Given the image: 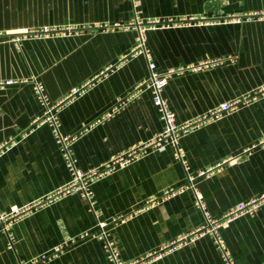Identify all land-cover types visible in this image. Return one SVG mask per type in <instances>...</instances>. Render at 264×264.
Returning a JSON list of instances; mask_svg holds the SVG:
<instances>
[{"label":"crops","instance_id":"1","mask_svg":"<svg viewBox=\"0 0 264 264\" xmlns=\"http://www.w3.org/2000/svg\"><path fill=\"white\" fill-rule=\"evenodd\" d=\"M135 12L166 21L146 30V44L158 71L176 70L162 94L177 122L264 81V0H0V79L13 80L0 86V210L24 208L0 229V264L56 245L29 264H113L101 238L79 236L97 220L124 260L229 264L210 234L179 239L204 222L187 174L213 217L264 192V94L182 132L185 167L172 142L148 143L163 119L140 85L149 70L132 49ZM199 62L207 63L189 67ZM34 80L59 102V132L70 136L77 167L114 163L92 182V207L64 189L70 171L51 125L35 122ZM117 214L124 218L111 222ZM219 232L230 264H264V199Z\"/></svg>","mask_w":264,"mask_h":264},{"label":"built area","instance_id":"2","mask_svg":"<svg viewBox=\"0 0 264 264\" xmlns=\"http://www.w3.org/2000/svg\"><path fill=\"white\" fill-rule=\"evenodd\" d=\"M194 19V18H192ZM166 21L156 20V19H147L141 20L135 12L131 24L134 25L136 29V38L135 44L133 45V51H140L144 54L147 67L149 70L148 76L142 80L140 85H143L147 88H150L153 94V101L157 105V108L161 114V118L163 119V128L162 130L153 138L149 144L160 145L164 142H172L176 146L175 156L181 160L183 165L187 167V160L185 158V152L177 146L178 139L182 132L188 130L189 128L202 124L208 120H212L221 116L222 114L231 111L242 99H247L248 97H252L256 94H264V81L257 85L252 92L245 94L242 99L234 98L231 100H227L217 104L211 109L196 115L189 121L177 122L175 116L173 115L166 98L162 94V90L167 83L169 76L175 72L174 68H169L165 71H158L155 68V62L152 59L151 52L146 44V30L150 27L155 26L157 23H165ZM213 62V61H211ZM204 63L207 62H199V64L191 65L190 68H199ZM13 80L11 79H0V86L11 83ZM33 88L35 91L36 98L38 102L42 106V112L38 116L35 117V122H47L52 127L53 134L57 141L60 143L61 154L63 156V160L65 162L66 167L70 171V179L65 185L64 189H70L72 191H76L83 199H85L89 205L92 207L93 204V191L91 184L92 182L100 177L101 175L108 172L114 165L107 164L106 167L101 169H92L89 171L81 170L77 167L75 163V157L73 151L71 149V138L67 134H60L59 132V118L57 115V110L59 106V102L51 101L45 92L44 85L39 80H34ZM76 91V88L73 89ZM134 154V153H133ZM195 176L191 174H187V182L195 194V203L202 210L204 214V222L199 227L195 228L188 234H184L179 237L180 241L193 239L197 235L208 233L210 234L215 243L218 245L221 256L227 263H232L231 256L225 246L222 235L219 232V228L222 224L226 223L228 220H231L241 214L248 213L252 214L257 203L264 199V192H261L258 196L247 198L246 200L237 202L234 206L229 208L219 217H213L208 210L206 209L205 202L199 195V191L197 186L194 183ZM24 208H17L10 212H5L0 210V229L7 231L8 224L12 218L22 212ZM124 218L123 214H117L111 218V222H117ZM107 222L104 220H97L95 228L92 230H84L79 234L80 237H84L87 235L96 236L103 240V244L106 250L107 257L113 262V264H143L144 258H137L133 260H124L119 255V250L116 245L114 238L109 236V231L106 229ZM8 241L7 245L10 247L13 244V235L7 232ZM178 239V240H179ZM61 250V246L56 245L49 252H43L38 254L37 256L30 258L29 260L22 261L19 264H29L35 261L44 260L49 258L50 256L56 254Z\"/></svg>","mask_w":264,"mask_h":264}]
</instances>
